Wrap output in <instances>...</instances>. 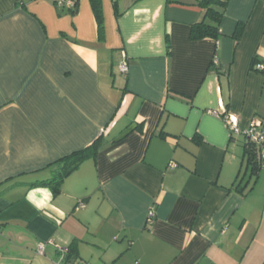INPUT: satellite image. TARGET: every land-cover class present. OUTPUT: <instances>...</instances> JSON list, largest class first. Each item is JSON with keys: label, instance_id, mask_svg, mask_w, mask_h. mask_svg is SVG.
Here are the masks:
<instances>
[{"label": "crops", "instance_id": "0c3cea01", "mask_svg": "<svg viewBox=\"0 0 264 264\" xmlns=\"http://www.w3.org/2000/svg\"><path fill=\"white\" fill-rule=\"evenodd\" d=\"M68 9L0 0V264H264V166L221 117L264 121V0L197 40L198 0H103V37ZM97 139L60 194L34 185Z\"/></svg>", "mask_w": 264, "mask_h": 264}, {"label": "trees", "instance_id": "16d2710c", "mask_svg": "<svg viewBox=\"0 0 264 264\" xmlns=\"http://www.w3.org/2000/svg\"><path fill=\"white\" fill-rule=\"evenodd\" d=\"M229 0H198L199 5L206 9L205 18L202 22L196 23L191 28L192 39H204L212 37L218 39L221 34V21L224 16L225 8ZM92 9L98 23L100 37L104 36V12L103 0H90ZM62 5V4H61ZM67 6V5H63ZM79 7V0H75V6H69V11L76 14ZM245 29V22L238 24L235 37L239 39ZM215 61V60H214ZM213 61V62H214ZM218 63V62H217ZM216 62H214V65ZM258 64L264 65V58L256 54L252 60V68L264 74V68L259 69ZM136 126H130L126 133L133 130ZM101 147V139L95 140L90 146L72 152L69 155L62 156L54 165L58 167L54 178L47 181H40L34 185H49L54 195L60 194L65 179L72 174L86 159L96 157ZM244 157L246 158V166L250 169V175L256 176L263 167L262 157L257 145L244 142ZM241 184L238 185L240 187ZM244 188V187H243Z\"/></svg>", "mask_w": 264, "mask_h": 264}, {"label": "built area", "instance_id": "2783aa9c", "mask_svg": "<svg viewBox=\"0 0 264 264\" xmlns=\"http://www.w3.org/2000/svg\"><path fill=\"white\" fill-rule=\"evenodd\" d=\"M60 4L73 7L75 6V0H60ZM257 67L259 69H263L264 65L258 64ZM120 69L122 73H127L129 69V62L127 60V55L124 52H123V61L120 65ZM221 117L226 122L230 130V134L232 138L236 139L238 135L243 136V141L245 143H252L258 146L260 150V156L262 157L263 166H264V121L263 119L255 117L254 119L251 120L248 126L243 128L240 125L237 115L226 112L222 114ZM83 206H85L84 202H80L78 204V207H83ZM155 219H156V211L155 209L152 208L148 214V222L153 223ZM59 248L62 252H65V248L60 247V246ZM38 252L40 254H44L45 245L43 242L39 244Z\"/></svg>", "mask_w": 264, "mask_h": 264}]
</instances>
